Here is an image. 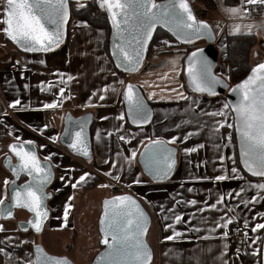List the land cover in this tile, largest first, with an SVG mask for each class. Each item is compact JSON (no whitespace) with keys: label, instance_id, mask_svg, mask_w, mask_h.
<instances>
[{"label":"crops","instance_id":"crops-1","mask_svg":"<svg viewBox=\"0 0 264 264\" xmlns=\"http://www.w3.org/2000/svg\"><path fill=\"white\" fill-rule=\"evenodd\" d=\"M213 1L216 8L208 12L205 20L209 22L216 34L214 45L218 50V65L215 72L226 80L229 77L228 65L224 61L226 36L254 34L259 40V45L253 51L254 58L264 54V5L256 4L259 8L257 17L252 18L250 13L252 5L242 4L241 0H236L234 4L229 5L224 0ZM233 7L240 9V12L232 14L226 11ZM245 7L249 9L247 13L243 12ZM237 25H239L238 30ZM104 41L103 29L90 27L85 25L84 21L74 19L69 23L66 41L44 54H25L16 50L5 40L0 43V126H4L8 133L6 139L0 142V197L7 200L4 180L7 178L11 181L10 175L1 165L7 154L6 146L11 142L31 141L42 160L51 154V165L54 170V180L47 190L52 193V198L48 201L50 216L38 236L30 231L18 230L16 222L26 219L27 214L18 212L15 220L0 218V225H3L4 229L0 231V241L3 242L0 243V247L12 253L10 257L0 254V264H17V261L23 264L25 253L29 252L26 246H29L32 251L34 239L37 243H39L38 238L43 240L40 244L45 250V246L51 248L52 241L50 242L49 239L53 231L75 230L76 240L95 238L99 235L97 221L101 201L114 196L112 191L117 192L121 188L135 196L151 216V227L154 228L151 241L154 259L151 264H223L224 261L227 264H258V254L252 253H258L264 229L252 233L251 227L255 223L264 222V216L252 219L257 212L264 213V200L245 206L239 204L238 199L226 198L225 203L231 205L233 210L228 207H218L217 210L201 213L198 209L205 207V201L209 204L215 202L218 192L233 191L234 194L239 187H247L249 182H259L264 178L247 177L236 162L242 179H229L223 182L193 179V177L204 175L211 177L223 174L225 169L230 174L232 161L226 159L221 167L217 156L219 154H224L226 157L232 156L236 161L234 147L221 148L219 152L214 147L220 142L221 136L227 137L224 132L230 129L224 127L216 136L210 137L209 132L204 128L200 134L189 137L187 141L183 140V136L188 131H195L200 126L190 114L189 105L192 104V100H198V104L192 105L197 112L200 109L211 111L226 102L225 97L193 94L185 90L181 79L183 58L187 53L184 46L164 52L152 51L147 55L138 73L123 77L115 70L106 55ZM42 60L43 64L40 63ZM113 72L115 76L112 75ZM56 73L63 74L65 79L71 75L73 80L68 81L66 86L62 85ZM41 81L44 82L47 90L41 91ZM119 81H123V84ZM126 82L137 85L152 107V120L147 126L133 128L127 124L126 117L123 121L117 119L121 112L124 113L121 92ZM105 85L114 87L116 90L112 91L109 88L108 91L101 93L100 90ZM60 87H65L66 98L63 100H60L57 95ZM170 89H176V91H170ZM94 92L97 94L93 95ZM177 92L192 99H181ZM101 94L105 96L104 100L99 99ZM150 94H152L151 99H149ZM16 99L20 100V104L9 107L10 102ZM54 100L58 101V107L43 108L44 103H51ZM68 112L74 116L90 112L94 118L91 128L92 159L89 163L70 155L58 144L63 119ZM101 117H107V119H101ZM190 119L193 123H184L185 120ZM201 119L210 120L208 117ZM176 125L180 127L177 128ZM118 128L119 132L116 131ZM98 130L99 141L97 140ZM109 132L112 133L111 136L108 135ZM120 135L128 137V142L116 145L113 139ZM172 136L179 138L177 142L169 145L176 149L174 171L165 182L153 183L144 176L139 166V153L144 148V144L148 143V139L159 137L167 141ZM16 137H20V141H17ZM50 137H57V139L53 141ZM198 144H203L204 147L192 153L183 151L184 148ZM41 145L44 147L41 148ZM133 149L137 151V157L129 166L123 156L129 155L130 150ZM117 152H121L122 155L117 157ZM105 160L109 162L105 163ZM113 160L116 161L114 168ZM202 161L205 163L201 164ZM109 171L113 175L119 174L120 179L105 175ZM84 172L90 173L91 178H86V182H81L73 188L71 184L75 182V178ZM61 176H64L68 183L62 181ZM69 177L72 179L69 180ZM137 178L141 182L133 183ZM85 184L93 186V189L84 188ZM101 185L105 186L101 187ZM188 188H192L193 191L189 192ZM83 191L85 194L82 193ZM95 191H99V194L91 200L89 205L86 204L88 193ZM255 194L253 189L247 192L249 199ZM69 197L72 199L69 200ZM80 197L84 198V205ZM189 199H195L198 203L193 206L181 203L176 212L182 215L183 222L174 223L167 209L171 208L176 200ZM66 203H69L71 207L65 221L64 205ZM95 212L98 216L94 219ZM225 214L226 218L235 217L228 228H219L214 233H209L208 229L215 227L217 218ZM166 217L169 218L166 219ZM245 219L249 224L247 228L244 226ZM166 224L171 225L167 230ZM234 227L241 229L247 247L244 254L239 256L232 252L233 246L229 239L230 230ZM193 228H199L200 231H191ZM173 229L182 233L181 238L165 241L164 236L171 235ZM225 231L228 232V236L222 237L221 234ZM7 237L13 239L9 241ZM22 240L28 243L21 245ZM253 241L258 242L253 243ZM225 244L227 249L224 248ZM91 250L89 261L84 260L82 264H90L99 248ZM222 252L224 255L221 258ZM69 254L61 251L58 255L57 253L52 255L66 256L70 259ZM70 260L72 261V258ZM74 264L77 262L75 261Z\"/></svg>","mask_w":264,"mask_h":264},{"label":"snow or ice","instance_id":"snow-or-ice-1","mask_svg":"<svg viewBox=\"0 0 264 264\" xmlns=\"http://www.w3.org/2000/svg\"><path fill=\"white\" fill-rule=\"evenodd\" d=\"M97 2L108 13L112 30L111 56L116 62L115 66L119 69L126 71L137 69L142 60V51L148 44L157 25L163 26L172 32L177 40L185 43H191L194 39H199L202 36L212 38L209 25L205 21H198L192 15L186 0H163L162 3H158L156 0H97ZM241 2L248 5H264V0H241ZM226 11L237 14L240 9L233 7L226 9ZM248 11L247 7L243 8V12L247 13ZM0 15H2L0 24L4 25L0 30L8 39L16 43L25 52H48L59 47L64 40L65 25L69 19L68 0H2ZM84 24L86 25L87 22ZM236 28L238 30L239 25ZM40 63L43 64L44 61L42 60ZM186 64L184 71L187 75L189 88L193 93H206L209 96H214L217 85L224 84L227 87L224 79L213 72V65L202 55L201 50L197 49L188 54ZM56 75L60 77L59 83L65 86L68 81L73 80L71 75H68L66 79L61 73H56ZM112 75L115 76V73L113 72ZM119 83L123 84V81H119ZM109 88L112 91L116 90L114 87L105 85L100 92H106ZM45 90L47 89L44 87V82L41 81V91ZM170 91L175 92L176 89H170ZM230 92L235 95V101L224 102L211 111L200 109L197 112L192 108V105L198 104V100H192V104L189 105L190 114L200 126L195 131H188L183 136V140L187 141L189 137L200 134L204 128L207 129L210 137H214L221 132L222 128L228 127L235 133V140L239 148V164L243 166V171L253 177L264 178V62L252 67L250 74L232 87ZM96 94V92L93 93V95ZM57 95L60 100L65 99V87H60ZM177 95L181 99H192L179 92ZM104 98L103 94L99 96L100 100H104ZM151 98L152 94L149 95V99ZM89 100L91 101V97ZM123 103L127 106V119L132 124L141 126L150 122L152 118L151 109L132 84H127L124 87ZM19 104L20 100L16 99L10 102L9 107H15ZM58 106L56 100L43 104L45 109ZM203 117H208L210 120H202ZM87 119L73 121L71 131L68 128L65 129L66 133L70 131L68 148L84 157H88L90 154L89 140L85 130ZM101 119H107V117H101ZM117 119L123 121L125 114L121 112ZM68 120H71V117H68ZM184 123L191 124L193 120H185ZM176 127L179 128L180 125H176ZM116 131L119 132L120 129L118 128ZM108 135L111 136L112 133L109 132ZM16 139L20 141V137H16ZM50 139L55 141L57 137H50ZM119 139L125 143L128 142V137L124 135H120ZM178 139V137L172 136L166 141L158 137L148 139V143L144 144V150L139 153V158L150 175L165 179L172 173L176 163V149L169 147V145L177 142ZM97 140H100L99 130L97 131ZM26 143L32 144L31 141H27L8 146L18 162L12 165L10 158L6 157L5 166L9 168L13 177L18 178L21 174H26L29 180L17 186L15 180L9 181L5 178L6 188L11 189V203L6 205L5 200L0 197V218H11L13 216L12 209L22 207L32 213V217L20 227L27 231L28 226H30L32 230L38 233L49 214L45 201L50 197V194L46 193L44 189L52 179L51 154L45 156L44 160L41 161L34 148H26ZM229 146H235L233 145L232 133H229L227 137L221 136L220 142L214 145L217 152L221 148ZM40 147L43 148L44 146L41 145ZM203 147V144H198L194 147L184 148L183 151L192 153ZM116 155L120 157L122 153L117 152ZM136 157L137 151L133 149L130 150L129 155L123 156V159L130 166ZM217 159L221 162V167H223V162L226 159L232 161L230 174L225 169L223 174L211 177L204 175L193 177V179L223 182L229 179L243 178L232 156L226 157L224 154H219ZM108 162L105 160V163ZM203 163L205 162L202 161L201 164ZM112 166L113 168L116 166L115 160L112 161ZM105 175H112L113 179H120L119 174L113 175L111 171ZM86 178H91L90 173L84 172L75 178V182L71 186L76 188L81 182H86ZM60 179L68 183L64 176H61ZM71 179L72 177H69V180ZM140 182L139 178L133 181V183ZM104 186L101 185V187ZM249 189H253L256 193L250 199L247 196ZM188 191L192 192L193 189L188 188ZM262 193H264V179L255 183L249 182L247 187H239L234 191V194L233 191L218 192V198L215 202L209 204L205 201V207L199 208L198 211L203 213L217 210L218 207H228L233 210L231 205L225 203L226 198L238 199L239 204L245 206L255 204L264 200ZM71 199L69 197V200ZM181 203L193 206L198 201L195 199L176 200L173 206L167 209L171 213L170 218L173 219L174 223L183 222L182 215L176 212ZM70 207L69 203L64 205L65 221ZM261 216H264V213L257 212L252 219ZM233 219L235 217L226 218V214L218 217L215 221V227L209 228L208 232L214 233L219 228L227 229ZM145 223L144 213L132 196L122 194L104 200L103 214L100 217V232L102 234L100 243L105 248L97 255L94 264H148L151 255L142 238ZM244 226L245 228L249 226L247 219L244 221ZM169 227L171 225H165L166 230ZM262 229H264V222L255 223L251 227V232L257 233L258 230ZM3 230V225H0V231ZM191 231L199 232L200 229L193 228ZM221 235L227 237L228 232L225 231ZM181 236V232L173 229L171 235H166L163 239L173 241L180 239ZM7 239L11 241L13 238L7 237ZM257 242L253 241V243ZM0 243L3 242L0 241ZM25 243L28 241H21V245ZM224 248L227 249V244L224 245ZM0 254H4L6 257L12 255L3 247H0ZM252 254L257 255L258 253L253 252ZM223 255L222 252L221 258ZM17 264H20V261H17ZM23 264H69V261L63 257L49 255L41 247L34 246L31 252L25 253ZM223 264H227V262L224 261Z\"/></svg>","mask_w":264,"mask_h":264},{"label":"water","instance_id":"water-1","mask_svg":"<svg viewBox=\"0 0 264 264\" xmlns=\"http://www.w3.org/2000/svg\"><path fill=\"white\" fill-rule=\"evenodd\" d=\"M88 1H91V0H68L69 19H68V21H67V23H66V25H65V35H64V40H63V42H62L61 44H63V43L66 41V39H67V35H68V27H69V23H70V21H71L70 5H71V4H77V5H79V4H81V3H85V2H88ZM156 2H158V3H162L163 0H161V1H156ZM186 2H187L188 5H189V8H190V11H191L192 15H193L198 21H205V22L209 25V27H210V29H211V31H212V38L209 39V38L206 37V36H202V37L199 38V39H194L191 43H185V42H183V41H181V40H177L176 36H175L172 32L168 31L166 28H164L163 26L157 25V27H156V28L154 29V31H153L152 37L150 38L148 44L146 45L145 49L142 51V60H141V62H140V64H139V66L137 67V69H136L135 71H131V70L126 71V70H123V69H119V68H117V67L115 66L116 62H115V60H114V59L112 58V56H111L112 30H111L110 22H109V20H108V13H107L106 9H102V8L99 6L97 0H95V3H96V5H97L98 9H99L100 11H103V12L105 13L106 18H107V22H108V25H109L108 53H109V58H110V60H111V63H112V65H113V67L115 68V70H116L117 72H119V73L128 74V75H134V74L138 73V72H139V69H141L142 65H144V62H145V60H146V58H147L146 55H147V53H148V49H149V46H150V44H151L150 42H152V40H153V38H154V36H155V33L157 32V30H162V31H164L165 33H167V34L173 39V42L177 43L178 45H181V46H184V47H192V46H195L196 44L199 45L198 47H195L193 50H191V51H189L187 54H185V57H184V59H183V77H184V82H185L186 88H187L191 93H193V92H192V90L189 88L187 75H186V72L184 71V69H185L186 66H187L186 62H187V56H188V54H190V53L196 51L197 49L201 50L202 55H203L204 57H206L207 60L209 61V63H211V64L213 65V72L216 74L215 70H216V66L218 65V54H217V53H218V50H217L216 46L214 45L215 42H216V34H215V31H214V29L211 27V25L209 24L208 21H206L205 19L198 18V17H196V15H194V11H193V8H192V4H193L192 0H186ZM3 27H4V25H2V28H3ZM1 33H2L3 38H4L9 44H11L16 50H18V51L21 52V53L31 54V55H39V54L47 53V52H25V51H24L22 48H20L16 43H14L12 40L8 39V38L5 36V34L3 33L2 30H1ZM61 44H60V45H61ZM54 49H55V48H54ZM54 49H52V50H54ZM52 50H50V51H52ZM50 51H48V52H50ZM263 62H264V61H263ZM260 63H262V62H260ZM258 64H259V63H258ZM256 65H257V64H256ZM256 65H254V66H256ZM254 66H253V67H254ZM250 71H251V69H250ZM250 71H249V72L246 74V76H245L244 78H242L239 82L243 81V80H244V79L250 74ZM216 75H217L218 77H221V76H219L218 74H216ZM221 78L223 79V77H221ZM239 82H237L236 84H238ZM224 83L227 85V87H225L224 84L217 85V86H216V89H215V91H216V95H214V96L223 95V96L225 97L226 102L229 101V100H231V101H235L236 97H235V95H234L233 93L230 92V89H231L232 87H234L236 84L231 85L227 80H225V78H224ZM127 84H132V85L135 87V90L139 93L140 96H142V97L144 98V100H145L147 106L151 109L152 107H151V105L148 103V101L145 99V97H144V95H143L141 89H140L137 85L133 84L132 82H126V83L124 84V86H123V89H122V92H121L122 103H123V90H124V87H125ZM193 94H197V93H193ZM202 95L209 96V95H207L206 93H205V94H202ZM123 108H124V113H125V117H126L127 124H128L130 127H133V128L144 127V126H147V125L151 122V120H152V118H151V120H150L149 123L144 124V125H141V126L134 125V124L131 123V121H129V120L127 119V106H126V104H124V103H123ZM151 112H152V109H151ZM152 115H153V112H152ZM68 117H71V120H68ZM84 118H88V119H87V122H86V129H85V130H86V135H87L88 140H89V153H90V154H89L88 157H84L83 155H80V154L74 153L71 149L68 148V143L70 142V140H69V138H70V131L72 130V127H73L72 122L75 121V120H78V119H84ZM92 122H93V116H92V114H91L90 112L83 113V114H81V115H79V116H74V115H72V113L68 112V113H66V115L64 116V119H63V128H62V131H61V133H60V135H59V137H58V144H59L63 149H65L67 153H69L70 155H72V156H74V157H76V158H79V159H81V160H83V161H85V162H89V161L92 159V143H91V126H92ZM66 128H68V129L70 130L68 133L65 132V129H66ZM234 136H235V133H234ZM13 143H20V142H11V143L7 144V146H6L7 154L4 156V158H3L2 162H1V165H2V167L6 170V172L10 175V177H11V181H12V180H15V181H16V185L18 186V185H21V184H24L25 182H27V181L29 180V177H28L26 174H21L18 178L13 177V175H12L11 171L9 170V168L5 166V158H6V157L10 158V161H11V164H12V165H15V164L18 162V161H17V158L15 157V155H14L13 153L10 152L9 147H8L10 144H13ZM235 144H236L235 146H236L237 155H238V158H237V159H238V161H239V148H238V144H237L236 140H235ZM25 146H26V148H29V149L34 148L35 151H36V153H37V150H36V148H35L34 145H32V144H31V145H28V144L26 143ZM169 147H170V146H169ZM143 150H144V148L142 149V151H143ZM37 156H38V153H37ZM38 158H39V156H38ZM39 159H40V158H39ZM40 160L43 161L42 159H40ZM175 160H176V152H175ZM138 163H139V166H140V168H141V170H142L144 176H146V177H147L149 180H151V182H153V183H161V182H165L166 180H168V179L171 177V174L173 173L174 168H175V166H176V163H175V166H174V168H173L172 173H171L167 178H165V179H159V178H155L154 176L150 175V174L145 170V168H144V164L141 163L139 157H138ZM239 165H240V164H239ZM240 168H241L242 172H244V173H246L247 175L251 176L249 173L243 171V166H242V165H240ZM51 173H52V179H51V182H50L49 184H47V186H46L45 189H44V191H45L46 193H49V194H50V197H49L48 199H46V201H45V204H46V207H47V209H48V213H49V214H48V218L43 222V226H42V229H41L40 232H38V233L35 232L34 230H32V229L30 228V226H28V230H27V231H24V230L20 227L22 224H26V222L32 217V213H30L28 210H26V209H24V208H22V207L13 208V209H12L13 216H12L11 218H7V219L2 218V219H4V220H15V219H16V213H18V212H19V213L27 214L28 217H27L26 219H24V220H18V221L16 222L17 228H18V230H20V231H22V232H28V231H30V232H32L35 236H38V235L42 232L43 227H44V225L46 224V222L48 221L49 216H50V210H49V208H48V201L52 198V193H51V192H48L47 190H48V188L50 187V185L52 184V182H53V180H54V170H53V167H51ZM252 177H253V176H252ZM253 178H258V177H253ZM122 194H126V195H130V196H132L133 199H135L136 202L139 204L140 208L142 209V211H143V213H144V216H145V218H146V223H145V231H144V234H143V237H142V238H143L144 243L147 245V247H148V249H149V251H150V255H151V259H150V261L148 262V264H151L152 261H153V259H154V255H153L154 252H153V249H152V247L150 246V244H149L148 242H146V241H147L146 237H147V234H148V232H149V230H150L151 223H152L151 216L149 215V212L146 210V208L144 207V205H143V204H142V203H141V202H140L135 196H133L132 194H129V193H121V194H116V195L111 196V197L104 198V199L101 201V204H100V208H101V209H100V214H99L98 221H97V230H98V234H99V246H100V249H99L98 252L94 255V257L92 258L90 264H94V262H95V258L97 257V255H98L101 251H103L104 248H105V246L102 245V244L100 243V240L102 239V234H101V232H100V217H101V215L103 214V202H104V200H106V199H110V198H112V197H115V196H118V195H122ZM10 198H11V189H10V188H7V200H5V204H6V205L11 203V199H10ZM34 246H39V247H41V248H42L47 254H49V253L44 249V247H43L41 244H38V243L33 244V245H32V250H33V247H34ZM260 251H261V253H260V263H259V264H264V231H263V234H262V242H261V250H260ZM49 255H52V254H49ZM53 256H56V255H53ZM58 257L66 258V259L69 261V264H74V263H73L68 257H66V256H58Z\"/></svg>","mask_w":264,"mask_h":264},{"label":"trees","instance_id":"trees-1","mask_svg":"<svg viewBox=\"0 0 264 264\" xmlns=\"http://www.w3.org/2000/svg\"><path fill=\"white\" fill-rule=\"evenodd\" d=\"M156 1H161V0H156ZM192 2H193V4L197 3L198 5H200V8H201L200 12L195 11L194 15H196V17L201 18V19H205L208 12L213 11L216 8V4L213 0H192ZM224 2L229 5V4H234L236 2V0H224ZM70 13H71V19L72 18L81 19V20L87 22V25L90 27L101 28L104 30V32H105L104 49H105L106 55L109 58V53H108L109 25H108L105 13L98 9V7L95 3V0H91V1H88L85 3H81L79 5L71 4L70 5ZM162 37H167L173 42V39L167 33H165L162 30H157L152 42H150L151 44L149 46L147 55H149L154 50L153 45L157 44V42H159V40ZM224 40H225L224 61L228 65V74H229V77L226 80L231 85H233V84H236L237 82H239L242 78H244L246 76V74L250 71V69L254 65H256L260 62H263L264 58L259 60V61L254 58V52L253 51L259 45V40L257 39V37L254 34L230 35V36H226ZM175 44L178 45L177 43H175ZM178 46L182 47L181 45H178ZM263 47H264V42H263ZM193 49L194 48L188 50L187 53ZM119 74L122 75L123 77L130 76L128 74H123V73H119ZM181 79L183 81V86H184L185 90L188 93H191L186 88V85L184 82V77H183V69H182ZM93 120H94V118H93ZM93 122H92V125H93ZM91 128H92V126H91ZM230 130H231L230 133H232V137H233V145H236L235 144L234 131L232 129H230ZM234 150H235V155H236L235 159H236L237 165H238V167H240L239 161L237 159L238 155H237L236 146H234ZM89 162H87V163H89ZM245 175L249 178L252 177V176L247 175L246 173H245ZM85 187L91 188V186H87V185ZM261 242H262V238H261ZM261 242H260V247L258 250L259 251V256H258L259 263H260V253H261V251H260L261 250Z\"/></svg>","mask_w":264,"mask_h":264},{"label":"rangeland","instance_id":"rangeland-1","mask_svg":"<svg viewBox=\"0 0 264 264\" xmlns=\"http://www.w3.org/2000/svg\"><path fill=\"white\" fill-rule=\"evenodd\" d=\"M192 8H194L193 9L194 12L195 11L200 12V10H201L200 5H198L197 3L196 4L194 3L192 5ZM0 19H2V15L0 16ZM74 19L75 18H72L71 21H73ZM78 20H81V19H78ZM0 29H2V24H0ZM2 41H4V38H3L2 33H1V30H0V43H2ZM158 45H159V43L153 45V49H154L153 51H157ZM198 46L199 45L196 44L195 46H192V47H186L185 51H188V50H190L192 48H195V47H198ZM262 53L263 52L261 51V55H262ZM263 56H264V54L262 55V57L261 56L260 57L258 56L255 59L259 61V60H261V59L264 58ZM86 185L87 186H91L89 184H85L83 187L86 188V189H89V190L90 189H93V186H91V188H88V187H85ZM82 193L85 194L84 191ZM112 193H113V195H115V193L120 194V193H128V192L127 191H124V189H120V191H117V192H116V190H113ZM98 194H99V191H95L94 193H88L87 199H86L85 203L89 205L92 202L91 200H93ZM83 197H85V196H83ZM83 197H80V199L83 200V205H84L85 203H84V198ZM84 210L85 209H83V211ZM97 216H98V213L95 212L94 219ZM150 228L151 229L149 230V232L147 234V237H146V239H147L146 242H148L150 244V246H151V244H153L151 241H152V235L154 233V228H152V227H150ZM76 235L77 234H76V231L75 230H72L70 232L53 231V232H51V234H50L51 237L49 239L50 242L52 241V246H51V248L48 247V246H45V248H46V250L49 253H52V254H56L57 253V255L61 251L66 252V253L68 252V253H70L69 254V257H70V259L72 258V262L75 263V261H76L77 264H79V263L82 264L84 260H87V262H88L89 259H90L89 255L92 253V250L91 249L92 248L93 249H98V248L100 249V246H99V235H96L95 238H93V239L79 238L77 240H76ZM38 242H39L38 244H40V243L43 242V240H41L40 238H38ZM260 242H261V239H260ZM36 243H37V240L34 239L32 244H36ZM259 247H260V244H259ZM26 250L29 251V252H31L30 249H29V246H26ZM258 256H259V251H258ZM258 260H259V258H258Z\"/></svg>","mask_w":264,"mask_h":264},{"label":"built area","instance_id":"built-area-1","mask_svg":"<svg viewBox=\"0 0 264 264\" xmlns=\"http://www.w3.org/2000/svg\"><path fill=\"white\" fill-rule=\"evenodd\" d=\"M194 9V8H193ZM258 6L256 4L252 5L251 6V12L252 13V18H256L257 17V13H258ZM194 11V10H193ZM195 14V12H194ZM220 25V23H219ZM158 45V49H157V52H164V51H167V50H171V49H176V48H179L178 45L175 44V42H172L169 38L167 37H162L159 42ZM231 132V130H227L225 133V135L228 136V134ZM7 130L4 126H0V142H2L3 140L6 139L7 137ZM116 143V145H121L123 143V141H121L119 139L118 136L114 137L113 139ZM116 186L118 187V185L116 184ZM122 189V188H121ZM124 191H127L126 189H124ZM229 239L231 240L232 242V246H233V253L234 255L236 256H239V255H242L244 254L245 250H246V243L243 239V236H242V231L239 227H234L230 230V235H229ZM237 249H239V251H237Z\"/></svg>","mask_w":264,"mask_h":264}]
</instances>
